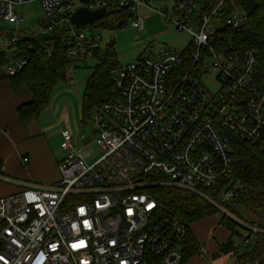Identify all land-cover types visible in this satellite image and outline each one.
<instances>
[{
    "label": "built area",
    "instance_id": "2783aa9c",
    "mask_svg": "<svg viewBox=\"0 0 264 264\" xmlns=\"http://www.w3.org/2000/svg\"><path fill=\"white\" fill-rule=\"evenodd\" d=\"M32 1L44 13L33 32L18 36L0 28V76H13L27 63L20 39L63 26L68 58L79 63L99 57L97 27H88L95 21L70 23L79 7H105L103 16L123 10L137 30L149 9L189 32L191 42L180 51L151 46L114 67L117 95L89 115L92 134L85 140L100 151L94 161L88 163L72 132L63 130L58 178L0 196V264H185L187 227L161 211L149 189L182 188L222 209L203 189L232 176L237 139L264 144V66L253 49L235 48L222 32L223 26L242 25L246 14L236 7L221 18L226 0L208 9L204 0H170L163 10L151 6L158 0H0V20L22 22L15 7ZM206 78L218 88L207 87ZM234 193L235 187H225L216 195L223 201ZM246 227L255 235L264 232L257 224ZM236 264H264V251Z\"/></svg>",
    "mask_w": 264,
    "mask_h": 264
},
{
    "label": "trees",
    "instance_id": "16d2710c",
    "mask_svg": "<svg viewBox=\"0 0 264 264\" xmlns=\"http://www.w3.org/2000/svg\"><path fill=\"white\" fill-rule=\"evenodd\" d=\"M216 1L204 0L206 9L214 5ZM236 7L246 14V20L237 28L223 26V39L235 48L253 49L258 55L260 64L264 66V0H226L221 11V18ZM125 20L126 14L123 10L111 9L88 27L92 29L102 26L113 29L119 21L121 26ZM66 31L67 28L63 26L44 35L20 39L18 44L27 63L13 76H0V80H8L13 92L25 89L30 94V100L16 109L20 121L40 113L47 105L54 85L65 79L68 67L80 68L79 63L68 58L66 54ZM96 59L97 62L93 66H82L90 70L81 96L80 114L83 122L104 98L117 95L111 77L112 70L118 64L113 42H108L103 55ZM234 152L232 176L228 180L220 181L217 186L204 188L203 191L237 221L264 227V144L237 139ZM2 166L3 161L0 158V173ZM225 187H235V193L232 197L220 201L216 193ZM149 190L158 201L161 211L176 216L187 227L181 245L184 263L199 255L201 246L191 231L190 224L212 216L219 210L204 197L182 188L158 185ZM236 208L247 211L251 219L242 217ZM223 219L232 220L225 215ZM227 226L229 235L224 243L218 245V251L233 255L236 252L232 241L235 232L230 228V224ZM248 236H245L243 241L245 239L249 241ZM246 245H251V249L238 255L236 261L253 259L264 251V232L257 233L255 241Z\"/></svg>",
    "mask_w": 264,
    "mask_h": 264
},
{
    "label": "rangeland",
    "instance_id": "374dc122",
    "mask_svg": "<svg viewBox=\"0 0 264 264\" xmlns=\"http://www.w3.org/2000/svg\"><path fill=\"white\" fill-rule=\"evenodd\" d=\"M170 3V0H158L150 4L157 10H163V7L169 6ZM75 6H79V3L76 2ZM15 11L23 18L22 22L7 24L0 20V28L19 32L18 36L33 32L36 29L38 19L44 18L42 8L37 1L17 5ZM142 12L145 15L144 28L142 30H137L131 26L130 16L126 18L123 25H116L113 29L102 26L96 28V33L100 37L98 38V42L101 55H103L104 48L108 42H113L116 60L120 64L135 61L140 55L147 54L151 46L156 51H159L162 47L175 48L176 51H180L190 44L191 34L189 32L178 30L174 26L168 24L167 20L159 13H154L149 9H144ZM84 31L87 33V30ZM96 62V58H87L84 61H80V68L76 70L77 77L82 80L90 71L89 68L82 66H93ZM71 72L72 70H70V73ZM4 81L5 80H2V82ZM204 82L212 91L218 88V84L212 78H206ZM76 86L77 83L75 87ZM78 89L80 91L77 93V97L71 94L70 91L67 93L74 110V115H76L74 122V125L76 124V129L73 130V140L75 149L80 152L88 163H91L99 156L100 151L95 142L89 141L87 143V140H85L92 134V124L90 123L89 117L85 119L84 122L78 117L79 100L83 93L84 84L82 83L78 86ZM47 119H52L51 114H46L40 121L43 122ZM65 126L68 125L65 124ZM56 127L58 128V126ZM60 143L61 138L51 143L55 159H60L65 152L62 150ZM57 172L56 167V176ZM236 209L242 217L251 219V215L247 211H243L242 208ZM224 215L231 218L233 221L224 220ZM228 224H230V228L235 232L232 236V241L236 252L235 254L233 253V255L231 253L223 254L218 251V245L224 243L229 235ZM241 224L240 221H237L235 217L223 208L219 209V211L212 216L190 224L191 231L200 241V246L205 248V253H200L193 257L192 260H190V258L185 264H236L237 256L251 249V245L243 244V238L249 235L248 243H253L256 239V235L254 233L249 234L248 228H244ZM244 224L246 226L248 225L247 223ZM216 253H218V256H216Z\"/></svg>",
    "mask_w": 264,
    "mask_h": 264
},
{
    "label": "crops",
    "instance_id": "0c3cea01",
    "mask_svg": "<svg viewBox=\"0 0 264 264\" xmlns=\"http://www.w3.org/2000/svg\"><path fill=\"white\" fill-rule=\"evenodd\" d=\"M77 69L79 67H68L65 79L54 85L47 105L39 114L23 121L19 120L16 109L30 100L29 92L25 89L13 92L7 79H2L4 82L0 80V158L3 161L0 196L19 191L23 184L50 183L58 178L57 162L63 155L60 159H55L51 143L60 138L62 140L61 131L69 130L73 134L76 129V115L67 93L70 91L77 97L80 91L78 86L85 84L90 72L81 80L77 77ZM69 79L73 80L72 84ZM79 102L80 119L81 97ZM46 114H51L52 119L41 122ZM25 156L28 160L23 162L22 158ZM196 239L200 244L197 237ZM192 259L193 257L190 260Z\"/></svg>",
    "mask_w": 264,
    "mask_h": 264
},
{
    "label": "water",
    "instance_id": "95a60500",
    "mask_svg": "<svg viewBox=\"0 0 264 264\" xmlns=\"http://www.w3.org/2000/svg\"><path fill=\"white\" fill-rule=\"evenodd\" d=\"M105 12V7L92 11L85 9L84 7H79L71 14L70 23L75 26H85L86 24L102 17ZM117 26H120V22L117 23ZM241 225L244 226V228L246 227L243 223Z\"/></svg>",
    "mask_w": 264,
    "mask_h": 264
}]
</instances>
